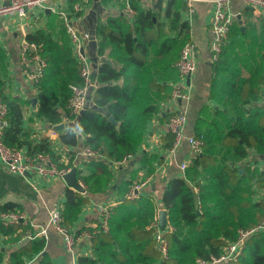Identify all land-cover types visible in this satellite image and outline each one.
<instances>
[{
    "label": "trees",
    "instance_id": "1",
    "mask_svg": "<svg viewBox=\"0 0 264 264\" xmlns=\"http://www.w3.org/2000/svg\"><path fill=\"white\" fill-rule=\"evenodd\" d=\"M162 1L154 0L153 11L129 0L135 12L131 22L123 16L109 17L101 26V44L109 47L116 66L105 62L97 68L94 78L97 84L90 101L96 108L88 107L83 112L78 128L69 124L59 133L63 144L74 147L80 130L85 135V146L98 150L112 162L137 152L147 120L156 112L158 101L170 94L171 87L164 81L178 77L174 63L180 48L190 41L188 22L179 14V0H167L164 9ZM79 2L81 0H67L69 17L83 15L84 9L76 11L73 7ZM235 25L236 22L230 32ZM27 39L40 47L46 62L43 76L35 86L38 116L57 124L64 115L68 116L66 104L71 94L70 85L80 80L77 62L69 43L57 46L50 31L39 29L28 34ZM244 40L247 42V38ZM102 51L100 47L98 54ZM233 52L231 41L227 39L213 62L216 73L212 88L222 108H205L198 117L194 136L200 138L201 153L186 167L183 176L169 180L160 196V203L167 209L173 227L164 233L167 258L161 257L153 237L154 229L149 226L155 211L152 198L140 196L130 200L121 194V202L114 206L108 219V231L95 234L91 239L92 254L78 256V264L211 261L237 239L239 229L247 230L264 220V199L254 201L252 171L243 160L251 149H264V109L257 111L248 107L264 84V65H247L244 69L248 70V76H241L240 68L233 66L238 63ZM241 55H248V52ZM2 99L8 110L4 117L7 122L3 128L5 143L17 148L25 146L29 153H47L62 165L49 139L32 141L23 136V108L31 100ZM101 107L106 113L98 109ZM172 142V138L166 139L167 147ZM72 158L70 156L67 165H71ZM241 160L244 164L238 163ZM85 165L88 173L83 179L90 193L105 191L112 178L109 163L90 160ZM130 185L131 180L125 183L123 191H128ZM65 196L62 213L64 224L70 227L86 198L69 188ZM14 210L12 204L0 205V212ZM26 228L21 223L8 226L0 223V234L14 232L19 239ZM43 247L44 238L37 237L11 250L6 259L4 250L0 249V264H23V255L33 258L32 264H52ZM222 264H264V229L247 238L237 260L230 259Z\"/></svg>",
    "mask_w": 264,
    "mask_h": 264
},
{
    "label": "crops",
    "instance_id": "2",
    "mask_svg": "<svg viewBox=\"0 0 264 264\" xmlns=\"http://www.w3.org/2000/svg\"><path fill=\"white\" fill-rule=\"evenodd\" d=\"M7 2L8 0H0L1 4ZM82 2L85 3V7L82 8L84 13L81 17L68 16L71 12L67 6V0H59L57 6L66 12L67 17L70 18L72 24L79 31L89 32L90 22L87 16L92 17L95 24V60L88 52V41L85 48L91 61L92 79L94 80L97 75V68L102 63L106 62L116 66L109 47L101 44L103 38L100 33L101 26H104L109 17L123 16L127 22H131V19L124 14V0H81L79 3ZM135 2L141 8H150L154 11V0H135ZM166 3L167 0L162 1V9L165 8ZM178 3L180 17L182 20L187 21L189 25L190 41L194 42L196 46V69L187 80L182 81L177 77L175 80H165L164 82L170 85L171 90L174 86L186 85L189 98L185 102H173L170 100L169 94L166 99L158 101L156 112L146 122L137 152L134 155L129 154L130 156L125 163L118 165L101 154L90 158L85 157L82 154V148L85 146V135L80 130L78 131L79 140L74 147L63 144L58 137L59 133L65 130L69 124L71 125V122L75 119L69 120L64 115L62 121L59 122L64 123L63 129L56 130L50 127V125L55 124H51L46 119L38 116L37 101L35 103L31 102L23 108V136L32 141H38L44 137L49 139L53 152L59 156L63 164L67 163L70 156H72L71 165L77 169L76 176L84 183L87 190L85 194H82L75 188L69 187L64 178L44 177L37 174L26 176L12 173L0 161V205L12 204L15 210L22 211L29 220V224L26 225L27 230L33 231L39 227H46L47 237L44 238L43 252L47 254L52 264H78V256L91 255L93 249L91 241L82 240L73 253L67 252L63 247L62 235L48 224V209L51 206H60L63 211L67 188L86 198L73 224L70 227L64 224L71 232L93 230L99 221L96 204L110 201L120 203L121 194L127 192L123 191L124 185L130 180V187L136 182H143L138 197L147 196L152 198L156 208L166 210L168 218V211L161 205L160 196L172 177L181 176L178 167L188 156L189 146L183 141L175 153H167L169 147L166 145V139L172 138L173 140V134L171 135L166 129V119L179 105L185 106L187 110L186 134L194 135L198 117L205 108H222L218 104L212 88V79L216 73V67L213 64L214 61L211 60L209 46L211 39L209 31L212 17L211 2L210 0H194L193 9L191 10L184 0H179ZM230 5L231 11L235 14L232 25H234V22H236V25L229 32L228 40L231 41L232 51H234L233 57L238 58V63L235 65L229 63V65L240 68L241 76L247 77L249 72L244 69L245 66L259 67L264 65V10H253L245 4L244 0H232ZM39 29L50 31L51 38L57 46L63 45L65 42H68L71 46L65 30L64 20L54 9H35L29 11L22 18L0 17L1 97H17L20 100L36 99L37 90L22 74L19 57L21 42L23 40L28 41L27 35L33 34ZM246 38L247 42L244 40ZM100 47L101 49L103 47V51L98 54ZM243 52H248V55L242 56L241 53ZM249 55L250 58L247 59L246 57ZM93 62H95L96 67H93ZM226 63H228V59H226ZM93 80L90 86L91 89L88 92L90 98L87 99L90 106L93 105L90 104L91 95L97 84L96 80ZM248 107L257 111L261 108L264 109V84L260 86L257 98L252 100ZM98 109L100 110V108ZM103 109L105 111H100L106 113V109L104 107ZM75 128H78V126ZM21 149L27 152L25 146ZM90 160H102L109 163V169L112 172V178L106 190L95 195L90 193L83 179V176L88 173L85 164ZM243 160L252 171L251 181L254 188V201H261L264 199V176L259 168L264 162V149L262 151L251 149L249 155ZM238 163L244 164L242 160ZM194 190L197 191L198 189L194 187ZM23 243L24 241L15 237L14 232L8 235L0 234V249L4 250L5 259L11 250H15ZM23 258L24 261L30 259L24 255Z\"/></svg>",
    "mask_w": 264,
    "mask_h": 264
},
{
    "label": "built area",
    "instance_id": "3",
    "mask_svg": "<svg viewBox=\"0 0 264 264\" xmlns=\"http://www.w3.org/2000/svg\"><path fill=\"white\" fill-rule=\"evenodd\" d=\"M59 0H8L7 3H0V17L12 16L17 18L25 17L29 11L35 9L51 8L54 9L64 20L65 30L70 39L72 55L77 62V69L79 75V82L70 85L71 94L66 104V110L68 113L67 118L69 120L75 119L80 110L87 103V95L92 84V65L87 55L85 45L90 39L89 32L79 31L71 22L70 18L64 10L59 9L57 6ZM86 1V0H85ZM188 8L193 9L194 0H184ZM232 0H210L212 5V17L210 22V50L211 60H217L222 48L227 42L229 32L235 17V14L231 11L230 4ZM245 4L255 9L264 10V0H244ZM125 8L124 14L128 18L134 16V10L130 5L129 0H124ZM76 11L82 10L85 7V3H76L73 5ZM40 47L34 42L23 40L21 42L20 52V65L22 74L31 82L34 87L42 78L44 69L46 66L45 59L40 54ZM196 46L192 41H187L179 50L178 59L175 63V67L178 72L180 80L184 81L190 78L196 69ZM188 87L174 86L170 93V100L185 102L189 98ZM7 105L0 94V161L6 167L9 172L30 175L37 174L44 177L63 178L72 168V165L67 163L59 165L58 162L52 159V157L44 152L28 153L21 148L8 145L3 138V128L7 125L4 117L7 114ZM187 123V110L183 105H179L173 112H171L166 119V129L173 134L172 145L167 149L168 154H173L178 149L183 141L189 146L188 156L185 161L179 164V171L181 176L184 175L185 168L192 162V160L201 153L200 138L195 137L193 134H186L185 126ZM82 154L85 157H95L99 154L98 150H92L87 146L82 148ZM130 155L124 156L122 159L117 160L115 163L121 165L125 163ZM61 161V160H60ZM260 172L264 176V162L260 165ZM77 170V169H76ZM78 188H75L82 194L87 192L84 183L77 177ZM143 182L134 183L129 190L124 194L126 199H136L139 195V190L143 186ZM117 202H98L96 204L97 212L99 215V221L97 226L93 230H82L79 232L69 231L63 223L62 207L53 205L48 209L49 221L48 224L55 231L62 235V243L64 249L73 253L76 246L82 240L91 241L99 231H108V219L113 211ZM162 208H156L154 211L153 219L149 226L154 229L153 237L161 252L162 258L168 256V244L164 238V233L171 231L173 228L169 223V219L166 216L164 227H161L159 214ZM166 211V210H165ZM0 223L3 226L11 224H23L28 225L29 220L22 211H6L0 212ZM264 229V220L247 230H238L237 239L234 242L229 243L224 252L217 258H213L211 261H205L197 259V264H222L228 260H237L241 251L245 247L247 238L254 232ZM37 237H47L46 227H39L36 230H27L25 234L20 238L21 241L28 239H34ZM33 258L24 261L23 264H32Z\"/></svg>",
    "mask_w": 264,
    "mask_h": 264
},
{
    "label": "water",
    "instance_id": "4",
    "mask_svg": "<svg viewBox=\"0 0 264 264\" xmlns=\"http://www.w3.org/2000/svg\"><path fill=\"white\" fill-rule=\"evenodd\" d=\"M88 21L90 22V30L89 33L91 35L89 41H88V52L90 55H92V58L95 60V56H94V52H95V47H96V40H95V24L93 23L92 17L90 15L87 16ZM93 67H96L95 62H93ZM91 89V87H90ZM90 98V95H87V99ZM32 103L36 102V99L33 98L31 100ZM90 105L88 104V102L84 105V107L80 110V112L77 114V116L75 117V120L73 122H71L72 126H78L79 122L81 120L82 114L83 112L89 107ZM91 108H96V106L93 104L90 106ZM100 110L105 111L103 108H100ZM109 119L111 121H113V118L110 116ZM50 127H53L56 130H61L64 127V123H58L55 125H50ZM76 168L73 167L63 178L66 181L67 185L69 187L72 188H78V183H77V176H76ZM159 220H160V225L161 227H164L165 225V221H166V211L165 210H161L160 214H159Z\"/></svg>",
    "mask_w": 264,
    "mask_h": 264
},
{
    "label": "rangeland",
    "instance_id": "5",
    "mask_svg": "<svg viewBox=\"0 0 264 264\" xmlns=\"http://www.w3.org/2000/svg\"><path fill=\"white\" fill-rule=\"evenodd\" d=\"M176 61H177V60H176ZM176 61H175V63H176ZM175 63H174V64H175ZM185 170H186V168H185ZM171 227H172V225H171ZM172 228H173V227H172Z\"/></svg>",
    "mask_w": 264,
    "mask_h": 264
}]
</instances>
